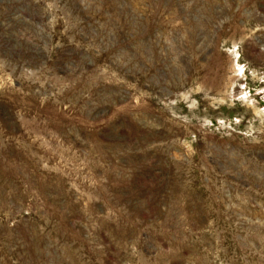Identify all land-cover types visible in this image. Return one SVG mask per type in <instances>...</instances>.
<instances>
[{
    "label": "rangeland",
    "instance_id": "obj_1",
    "mask_svg": "<svg viewBox=\"0 0 264 264\" xmlns=\"http://www.w3.org/2000/svg\"><path fill=\"white\" fill-rule=\"evenodd\" d=\"M0 264H264V0H0Z\"/></svg>",
    "mask_w": 264,
    "mask_h": 264
}]
</instances>
